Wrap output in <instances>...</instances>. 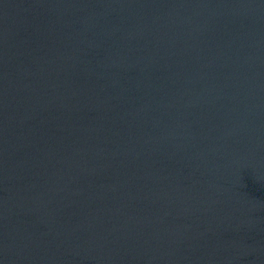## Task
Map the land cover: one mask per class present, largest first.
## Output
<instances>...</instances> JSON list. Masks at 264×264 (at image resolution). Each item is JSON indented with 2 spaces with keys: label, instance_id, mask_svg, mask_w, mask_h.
I'll return each mask as SVG.
<instances>
[{
  "label": "water",
  "instance_id": "95a60500",
  "mask_svg": "<svg viewBox=\"0 0 264 264\" xmlns=\"http://www.w3.org/2000/svg\"><path fill=\"white\" fill-rule=\"evenodd\" d=\"M0 264H264V0H0Z\"/></svg>",
  "mask_w": 264,
  "mask_h": 264
}]
</instances>
